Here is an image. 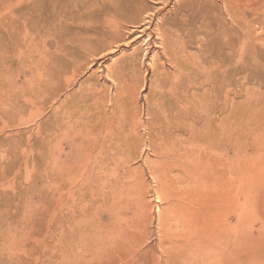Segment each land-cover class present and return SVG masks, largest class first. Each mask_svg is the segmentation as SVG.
I'll list each match as a JSON object with an SVG mask.
<instances>
[{
  "label": "rangeland",
  "instance_id": "obj_1",
  "mask_svg": "<svg viewBox=\"0 0 264 264\" xmlns=\"http://www.w3.org/2000/svg\"><path fill=\"white\" fill-rule=\"evenodd\" d=\"M155 2L145 12L161 17L176 0ZM100 5L0 0V264H264V0L206 3L226 76L206 129L213 175L194 198L193 184L165 193L151 170L169 165L159 147L171 87L152 67L171 70L162 48L146 36L131 45L130 25L117 43L108 32L81 44L91 20L110 17ZM198 25L179 57L201 73Z\"/></svg>",
  "mask_w": 264,
  "mask_h": 264
},
{
  "label": "bare ground",
  "instance_id": "obj_2",
  "mask_svg": "<svg viewBox=\"0 0 264 264\" xmlns=\"http://www.w3.org/2000/svg\"><path fill=\"white\" fill-rule=\"evenodd\" d=\"M88 1L89 0H83L84 8H86V4H88ZM100 1H101L100 9L104 13L109 14L110 17L105 19V20H102V19L100 20L99 18H97L96 20L95 19L91 20L94 23V25L91 28L88 26L85 27L83 38H80V43L85 44V45L86 44L89 45L90 39H92L93 36H94V38L97 37V39H99V38H102L103 36L107 35L108 32H113L112 33L113 34L112 42L117 43V41L121 38L120 34L117 33L118 28L123 27V26L126 27V25H128V26L130 25L131 31H134V30L138 31L136 36H134L128 40V42H130L131 45L137 43L144 36H146V38L143 39V41H145L146 44H149L151 42H158V44L157 43L156 44L160 48H162L161 56L166 59L165 61H167L168 65L171 67V70L169 67H168L169 70H165V69H167V68H165L166 63L164 64L162 62L159 65L156 62L153 64L151 63L152 67L154 69L160 71L162 74L161 85H166L167 83H170L171 88H169V89L172 91V93H171V91L167 90V92L168 91L170 92L168 102H167V106H166V110H167V119H166L167 139L165 140V144L163 147L161 146V144H160V147L158 146L160 149V155L163 157L165 164L167 163L169 165L162 167V170H160V169L156 170V167H159V166L155 167V165H154L155 169H151V170H152V174H154V176H155V179L159 180L158 183H162L163 184L162 186H165L166 189L164 190V192L169 191L168 190L169 186L172 189L173 188L176 189L175 187H176L177 183H186L187 185L193 184L194 186H192L193 189L191 190V193L186 190V189H188V190L191 189V187L190 188L186 187L185 191H187L189 193V195L192 198H194L193 195L195 196L196 192H194V194H192V191H194L196 187L201 188V185H205V186L207 185L206 188H208V186L210 184L211 172L213 175V171H211V169H212L211 158L208 154V150L211 146V141H210L211 139H210L209 132L206 129L208 127L207 124L209 122L210 114H211V110H212V106H211V102H212L211 99L213 97L212 93L213 92L215 93L219 89H221L223 83L225 82V80H223L224 76H226L225 75V68L223 69V71L222 70L218 71V69H220L225 64V60H226V58L224 56L220 55L221 49H220V51H218L219 54H217L218 55L217 57H220V56L221 57L219 58L218 61L214 60L216 58L215 57L216 54L214 52V49H213L214 47L212 45V43H213V41H212L213 37L212 36H215V38H216L217 35H212V32H211V29H212L211 26L214 22L212 20V17L209 15V11H207L208 8L206 7L207 6L206 3L208 0H176L175 5L171 8L172 11L170 10L171 12H168L166 14L165 13L161 14V17L157 16L158 12L156 10L154 12H149V11L145 12V10L148 9L146 7L145 0H100ZM153 1H156L155 3H158L157 0H153ZM162 1L167 3L170 0H162ZM231 1L232 0H223V3L225 6L231 7L232 6ZM233 5H235V3ZM225 8L223 10H225ZM232 8H234V6ZM212 9H209V10H212ZM205 11H207V12H205ZM212 12H210V13H212ZM156 17H158L159 20H157V22H154ZM217 17L215 19H217ZM224 17L225 16H223V18ZM220 22H221V19H220ZM223 22H225V20ZM197 23H199L198 29L200 31H203V33L206 34V38L208 37L207 40L206 39L204 40V44H205L204 46L207 45V47L201 48V50L203 51V53H202L203 60L202 61H207V62L209 61L210 67H211V68L208 67L209 69H207L205 72H202L203 71L202 69H204V67H203L201 69L202 70L201 73H200V71H198V72L195 71L193 66H190L187 63H184L182 61V59L179 57L180 51H183V52L186 51V48H187V46L185 45V43H187L186 37L191 39L194 36L193 34H195V33L192 32V28ZM165 24H170L171 29L164 27ZM224 26H225V24H224ZM219 27H221V26L219 25ZM172 28L175 29V33L171 32V31H174V30H172ZM194 28H196V27H194ZM225 30H223V28H222L220 33L224 32ZM182 31H185V33ZM213 31H214V29H213ZM215 32H216V30H215ZM218 32L219 31H217V33ZM154 35H156V36L154 37V40H153L152 37ZM219 36L220 35L218 34L217 37H219ZM219 38H218V40H219ZM208 45H210V47H208ZM117 46H118V44H115V46L113 47V50H111V51H116ZM218 46H219V44H218ZM105 47H107V45L105 43H102L101 48H105ZM222 49H223V46H222ZM222 53H224V52H222ZM199 56H198V58H201ZM238 58H239L238 59V61H239L240 57L238 56ZM155 60H157V59H155ZM196 60H197V58H196ZM196 60L193 59L192 63L197 62ZM113 62H114V60H113ZM115 63H116V61H115ZM115 63H112V64L115 65ZM198 63L199 62H197V64ZM201 64H202V62H201ZM201 64H199V65H201ZM203 64H204V62H203ZM223 67H225V65ZM110 70H111V67H110ZM119 72H121V71H119ZM107 73H109V72H107ZM113 73H112V75H113ZM109 74H111V73H109ZM115 74L117 75V73H115ZM118 81H120V80H118ZM198 90H201V93H198ZM221 109H222V107H221ZM153 118H154V116H153ZM211 118H213V117H211ZM187 120H190V122ZM221 120L224 121V117ZM199 123L202 124V127L204 129L197 127V124H199ZM107 126H110V125H107ZM126 126H127V124H126ZM118 129H120V128L118 127ZM122 130H120V131H122ZM150 133H151V131H150ZM220 133H222V132H220ZM118 134H117V136H118ZM159 135H160V133H159ZM152 136H154V135H152ZM153 138H151V140H153ZM101 139H102V137H101ZM220 139H221V137H220ZM152 142H154V141H152ZM113 143L115 144V142H113ZM116 144H118V143H116ZM153 146H154V144H153ZM108 147H110V146H108ZM154 148H155L154 151L156 152L157 146H154ZM78 149H79V147H78ZM69 157H71V156H69ZM164 161H163V163H164ZM163 163H162V166L165 165ZM223 164H224V162L221 163V166ZM103 167L104 166H102V168ZM166 168H167V170H165ZM223 171L224 170L221 169V177L222 178L224 177ZM166 183L168 186L164 185ZM187 185H185V186H187ZM162 186H159V187H162ZM180 190H183V189H180ZM201 190H202V188H201ZM201 190H200V192H201ZM200 192H199V194H200ZM206 195H207V193H206ZM158 197H159V199H161L160 196H158ZM170 197H168V198H170ZM176 197H178V196H176ZM200 197H198V198L201 199ZM198 198H195L193 200H191V198H190V200L192 202H194ZM164 199H166V198H164ZM184 199H185V197H184ZM199 199H198V201H199ZM206 199H207V197H206ZM202 201H204V199ZM192 202H190V203H192ZM172 203H173L172 208L176 212H178V215L175 214L177 221H180V218H181V221L184 222L188 218L186 213L187 212L189 213V211H186V213H184V210H183V212H180V215H179L178 210H179V208H181V204L179 205L174 201ZM179 203H180V201H179ZM195 203L198 204L197 200ZM183 205H184V203H183ZM185 207L187 208L188 206L186 205ZM189 207L192 208V206H189ZM172 208H171V211H174ZM176 219H175V221H176Z\"/></svg>",
  "mask_w": 264,
  "mask_h": 264
}]
</instances>
